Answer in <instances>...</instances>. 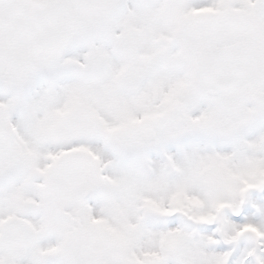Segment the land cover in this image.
<instances>
[{
	"label": "clouds",
	"instance_id": "clouds-1",
	"mask_svg": "<svg viewBox=\"0 0 264 264\" xmlns=\"http://www.w3.org/2000/svg\"><path fill=\"white\" fill-rule=\"evenodd\" d=\"M257 41L264 0H52L0 58V206L24 218L0 261L224 264L245 183L264 228Z\"/></svg>",
	"mask_w": 264,
	"mask_h": 264
},
{
	"label": "snow or ice",
	"instance_id": "snow-or-ice-1",
	"mask_svg": "<svg viewBox=\"0 0 264 264\" xmlns=\"http://www.w3.org/2000/svg\"><path fill=\"white\" fill-rule=\"evenodd\" d=\"M52 0H0V58L14 55L20 49L31 48L44 36L48 25V10ZM210 11L211 9H205ZM254 70L258 74L264 71V45L257 41L251 56V65L238 68V71ZM53 160L57 158L52 156ZM259 185L244 184L240 189L241 202L226 215L224 223L232 224V231L223 243L218 244L214 255L226 257L224 264H264V228L252 221L244 220L246 191ZM24 219L16 215L11 206H0V247H4L16 232L15 221ZM97 221L90 227L95 229ZM213 241V236H208ZM259 244V248L257 247ZM156 256L155 252L133 253L135 264H144L142 257ZM11 257L9 256V261ZM0 264H3L0 261Z\"/></svg>",
	"mask_w": 264,
	"mask_h": 264
}]
</instances>
